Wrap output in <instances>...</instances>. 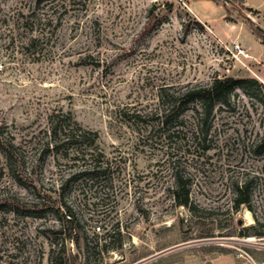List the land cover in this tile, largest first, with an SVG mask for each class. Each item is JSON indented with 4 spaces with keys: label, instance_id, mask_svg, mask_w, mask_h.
<instances>
[{
    "label": "rangeland",
    "instance_id": "1",
    "mask_svg": "<svg viewBox=\"0 0 264 264\" xmlns=\"http://www.w3.org/2000/svg\"><path fill=\"white\" fill-rule=\"evenodd\" d=\"M218 78L257 85L216 103L207 150L197 104L158 127ZM54 114L98 133L106 175L62 190L86 166L43 153ZM0 133V264H264V0H0Z\"/></svg>",
    "mask_w": 264,
    "mask_h": 264
},
{
    "label": "trees",
    "instance_id": "2",
    "mask_svg": "<svg viewBox=\"0 0 264 264\" xmlns=\"http://www.w3.org/2000/svg\"><path fill=\"white\" fill-rule=\"evenodd\" d=\"M213 1L215 2V0ZM252 85H257V81L250 79L218 78L209 85H195L191 88H186L184 91L171 94L167 96L169 99L167 103L163 101L159 112H156L158 119H161L158 127L169 128L173 127L175 123L177 128L170 129L171 134L169 137L178 136L181 133L178 126L184 125L186 121L184 110L190 109L191 104H197L198 107H193L196 116L192 139L203 149L207 150L208 133L206 129L216 103L223 102L228 105L230 104V97L236 89L246 88ZM46 134L48 139L44 144L43 153L45 155L54 154L58 160L66 161L73 167H77L81 161L86 166V168L82 167L81 171L70 174L62 184V190H65L70 185V182L76 180L78 176L80 178L87 175L95 179L99 176L106 175L109 166H104V163L107 164V162L104 161V153L99 151L98 148V133L82 127L71 114L52 115L49 126L46 129ZM261 147H264V135L260 139L259 144H257V148ZM18 149L16 144L11 140L4 141L2 139V133H0V153L9 161L11 167L20 163ZM176 179L177 190L174 196L175 202L178 205L188 206L190 197L189 190L186 186L187 183L182 177ZM245 203H248V199L238 200V205ZM62 205L66 208L64 210V218L67 219L66 222L72 224L75 220L72 209L66 202H63ZM62 227L65 228V224ZM72 232H74V229L70 230L71 234L68 237L71 238ZM51 264H63V260L55 259L52 260ZM66 264H76L75 258L73 260H66Z\"/></svg>",
    "mask_w": 264,
    "mask_h": 264
},
{
    "label": "water",
    "instance_id": "3",
    "mask_svg": "<svg viewBox=\"0 0 264 264\" xmlns=\"http://www.w3.org/2000/svg\"><path fill=\"white\" fill-rule=\"evenodd\" d=\"M226 2H229V0H225Z\"/></svg>",
    "mask_w": 264,
    "mask_h": 264
}]
</instances>
